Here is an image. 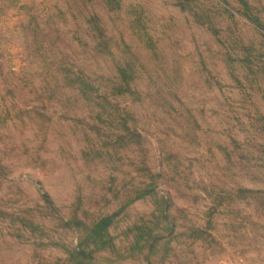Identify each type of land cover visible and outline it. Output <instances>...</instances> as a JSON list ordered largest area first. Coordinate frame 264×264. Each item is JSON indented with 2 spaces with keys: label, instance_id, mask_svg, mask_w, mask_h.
Returning <instances> with one entry per match:
<instances>
[{
  "label": "rangeland",
  "instance_id": "rangeland-1",
  "mask_svg": "<svg viewBox=\"0 0 264 264\" xmlns=\"http://www.w3.org/2000/svg\"><path fill=\"white\" fill-rule=\"evenodd\" d=\"M0 264H264V0H0Z\"/></svg>",
  "mask_w": 264,
  "mask_h": 264
}]
</instances>
